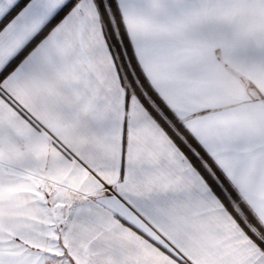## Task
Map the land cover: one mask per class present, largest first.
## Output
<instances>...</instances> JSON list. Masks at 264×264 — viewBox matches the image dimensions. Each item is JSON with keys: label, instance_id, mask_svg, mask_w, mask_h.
Here are the masks:
<instances>
[{"label": "snow or ice", "instance_id": "snow-or-ice-1", "mask_svg": "<svg viewBox=\"0 0 264 264\" xmlns=\"http://www.w3.org/2000/svg\"><path fill=\"white\" fill-rule=\"evenodd\" d=\"M0 264H264V0H0Z\"/></svg>", "mask_w": 264, "mask_h": 264}]
</instances>
